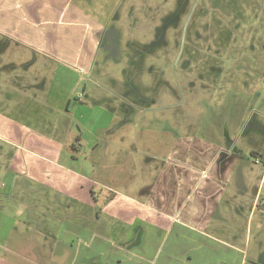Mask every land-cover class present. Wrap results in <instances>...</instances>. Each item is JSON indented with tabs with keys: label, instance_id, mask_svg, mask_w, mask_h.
I'll use <instances>...</instances> for the list:
<instances>
[{
	"label": "crops",
	"instance_id": "crops-1",
	"mask_svg": "<svg viewBox=\"0 0 264 264\" xmlns=\"http://www.w3.org/2000/svg\"><path fill=\"white\" fill-rule=\"evenodd\" d=\"M90 2L0 0V52L9 53L11 57L9 62L3 63L13 67L19 62L13 56L24 58L19 55H26L23 62H19L23 66L21 77L12 78L0 71V79L6 81H0V264H48L43 259V248L25 237L30 228L29 218L44 214L37 215L38 209L29 201L32 197H45L44 190L47 197H51L49 193L54 195L56 202L67 198L81 203L88 210L86 214L89 213L86 217L89 220L81 223L80 219L76 221L80 216L73 212L68 218L70 223L62 221L57 231L56 240L60 237L61 241L53 251L60 256L69 254L71 263L67 260L65 264H80L76 262L79 258L82 264H109L107 253L114 255L115 252L123 256L124 252H133L137 257L126 260L117 257V264H264V164L253 167L244 154L246 148L238 145V137H242L239 130L245 124L246 114L238 118L233 130V133L238 130L236 134L225 131L218 143L204 136L179 137L170 127L176 137L168 150L172 154L160 158L155 154L149 156L146 160L150 162L151 172L148 168L145 172H150L151 181L130 193L106 185L111 179L124 185V178L111 175L109 180L102 181L92 173L94 166L86 172L63 163V141L70 133L71 124L64 126L62 138L51 129L32 124L47 123L48 119L53 127L49 116L56 111L69 112L72 96L66 93L62 100L58 98L55 102L53 82L49 88L46 80L32 82L30 76H25L31 73L28 64L52 62L55 64L53 79L61 80L69 71L76 76L90 74L96 63L101 34L108 25L84 8L83 5ZM113 32L119 37L115 28ZM13 47H17L18 55L11 52ZM104 53L107 55L108 50ZM76 79L72 90L75 88V99L83 101L81 93L85 94L90 85L87 89V82L79 85L80 78ZM61 87L55 88L56 92H60ZM39 94L45 98L40 99ZM116 94L112 93L122 106L123 100ZM92 102L97 103L99 111L95 113L91 107L92 112L87 117V122L95 125L90 129L91 134L87 133L91 137L84 138L81 129L72 136L70 144L75 148V141L83 140L86 147L95 152L103 142L100 136H95V131L106 132L110 129L106 123L117 115L113 109L103 108L100 100ZM71 115L64 123L73 122L75 114ZM119 117L114 127L123 126L117 125L124 122V112ZM246 136L255 137L250 132ZM233 142L236 149L229 151ZM104 143L106 147L107 140L104 139ZM219 148L226 150L225 157L216 161ZM248 150L251 155L264 157L262 149L248 147ZM68 157L78 164L84 162L91 166L92 163V158L80 160L74 152ZM121 159H117L114 167L126 170ZM155 159H158L156 163ZM105 166L103 162L102 167ZM96 185L108 191L104 197H100L101 190V194L95 191ZM27 191L30 192L26 204L28 218L18 226L15 215L23 210L20 199ZM256 213L259 221L252 242L251 222ZM106 217L113 236L108 233L105 242L106 229L100 222ZM96 220L100 222L96 224ZM36 229L46 238L40 222ZM149 234H159L160 239L147 247ZM74 239L77 244L87 245L76 247ZM151 250V258H142L150 255Z\"/></svg>",
	"mask_w": 264,
	"mask_h": 264
},
{
	"label": "rangeland",
	"instance_id": "rangeland-1",
	"mask_svg": "<svg viewBox=\"0 0 264 264\" xmlns=\"http://www.w3.org/2000/svg\"><path fill=\"white\" fill-rule=\"evenodd\" d=\"M83 6L90 14L103 21L104 25H108L109 29L115 28L119 33L118 41L114 45L110 42L109 48H106L108 54L105 55V49L101 48L95 65L87 75L79 74L77 77L74 72L69 71L68 76L61 80L58 77L53 79L55 64L49 61L45 65L31 62L28 64L31 73L25 75L30 76V80L36 84L46 80L47 88L53 82L52 96L55 102L58 98L62 100L66 93L72 96L69 112L62 110L59 111L60 115L56 111L49 116L54 129L48 124V119L47 123H32L36 127L53 130L61 138L64 126L71 124L70 133L65 135L63 141L64 164L86 172L94 166L95 171L92 173L102 181L109 180L111 175L117 179L124 178V185L116 184L112 179L106 185L130 193L151 181L150 162L146 160L149 156L155 154L160 158L172 154L168 150L176 137L170 127L176 130L179 137L204 136L218 143L225 131L236 134L238 130L235 133L233 130L238 125V118L246 114L247 110L249 113L251 110L256 112V122L261 125L257 128H245L242 137L236 135L238 145L246 148L244 154L253 167L264 164V157L251 155L248 150V147L264 150V0H91ZM11 52L19 54L17 47H13ZM19 56L25 58L26 55ZM10 58L9 53L0 52V66L9 62ZM13 58L19 62L24 59ZM19 62L14 67H9L13 69L0 67V71L7 72L12 78L21 77L23 66ZM76 78H80L79 85L87 82V89L90 85L85 94L81 93L83 96L80 99L83 101L75 99V88L72 90ZM0 81L6 82L4 79ZM130 81L135 83L140 95L136 91L130 92L123 108L118 105L119 101L112 93H126V82ZM59 85H62L61 91L56 92L55 88ZM32 92L30 91L31 94ZM39 95L40 99L45 98V95ZM109 96L114 98L109 100ZM97 99L101 101L103 108L113 109L112 112L117 115L106 123L110 129L107 127L108 130L104 133L99 130L94 133L107 140L106 147L104 143H100L94 152L86 147L85 141L79 140L75 141L74 148L70 140L79 130H83L84 138L91 137L87 133L91 134L95 125L89 124L87 117L92 112L91 107L95 113L99 111L97 103L92 102ZM132 100L137 106L129 104ZM81 102H85V105ZM123 112L124 122L117 125L123 126L114 127V121ZM71 114H75L73 122L64 123L66 117L69 121ZM246 131L255 136L252 141H249L248 136L243 137ZM72 152L80 160L92 158L91 166H86L84 162H72L71 157H68ZM256 158L260 161H256ZM117 159L122 160L126 170L121 166L114 167ZM156 161L158 159L154 163ZM103 162L105 168L102 167ZM147 168L150 170L148 173L145 172ZM99 190L102 193L100 197L108 192L96 185L95 191L101 194ZM28 193L30 192H25L20 199L23 210L15 215L18 226L21 225L20 221L28 218ZM43 195L45 197H32L29 201L38 209L37 215L44 212L41 213L44 217L42 219L33 215L29 218L30 228L26 230L25 237L43 248L46 263L65 264L67 260L71 263L69 254L60 256L53 251L56 243L61 241L60 237L56 240L57 231L62 221L69 222L68 218L73 212L80 216L76 221L80 219L79 222L86 223L89 220L86 218L89 216V213L86 214L88 210L81 203L67 198L56 202L51 193V197L46 196L47 190H44ZM262 195L264 196V188ZM76 216L72 218V222ZM258 221L256 213L251 222L252 242L256 237ZM39 222L47 239L36 229ZM97 222L100 221L96 220V224ZM101 223L105 225L103 240L106 242L111 227L107 217L102 218L100 225ZM149 238L145 243L147 247L159 242L160 235L155 234ZM87 242L91 244L90 241ZM73 243H76V247L87 245L83 242L77 244L75 239ZM132 253L124 252V256L116 255V252L114 255L107 253L109 264H117V257L121 260L137 259L134 256L136 253ZM149 254L140 256L151 258L153 250ZM80 259L76 262L82 264L83 260Z\"/></svg>",
	"mask_w": 264,
	"mask_h": 264
},
{
	"label": "flooded vegetation",
	"instance_id": "flooded-vegetation-1",
	"mask_svg": "<svg viewBox=\"0 0 264 264\" xmlns=\"http://www.w3.org/2000/svg\"><path fill=\"white\" fill-rule=\"evenodd\" d=\"M176 16L178 17V15L176 14ZM164 31V30H163ZM101 38H100V45H101V48H104V49H106V48H109L108 47V45H109V43L111 42V45H114V43H115V41H118L117 40V38H118V36H117V34L115 33V32H113V29H109L108 28V26L104 29V32H102V34H101ZM100 48V49H101ZM1 68L3 67V68H6V69H13V68H9V67H12V65L11 64H9V65H2V66H0ZM14 67V66H13ZM128 84V86H127V91H126V93H120V95H119V93H117V97L119 98V99H121V100H123V102L121 101V104H122V106H123V108H124V101L126 100L127 101V96H128V94L130 93V92H132V91H136L137 93H138V95H140V93H139V91H138V88L136 87V85H135V83H133V81L131 82H126V85ZM122 85H124V82L122 83ZM28 88V87H27ZM129 104L130 105H135V106H137V104L135 103V101H129ZM250 111V110H249ZM246 119V121H245V124L243 125V127L241 128V134H242V132L244 131V129L245 128H248V129H251V128H257V127H260V125H259V123H257L256 122V120H257V116H256V112L254 111V110H251V112L249 113L248 112V110H247V112H246V117H245ZM243 129V130H242ZM249 131H246V133H248ZM244 136H246V135H244ZM247 137V136H246ZM77 141V140H76ZM249 141H252V138H249ZM102 143H104V139H103V142L101 141V144ZM105 144V143H104ZM72 147H73V145H72ZM234 149H236L235 148V145H234V142L232 143V145L230 146V149H229V151L231 150H234ZM224 151H226L225 149L223 150L222 148H219V150H217L216 152V154L218 155V156H216V158H215V160L217 161V160H222L223 159V157H225L224 155ZM228 151V150H227ZM257 160H259V159H256V161Z\"/></svg>",
	"mask_w": 264,
	"mask_h": 264
}]
</instances>
